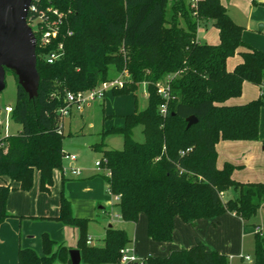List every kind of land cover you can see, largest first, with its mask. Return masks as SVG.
<instances>
[{"label":"trees","instance_id":"obj_1","mask_svg":"<svg viewBox=\"0 0 264 264\" xmlns=\"http://www.w3.org/2000/svg\"><path fill=\"white\" fill-rule=\"evenodd\" d=\"M264 6L263 3H259ZM39 10L48 7L62 14L57 34L47 45L35 33L37 93L29 98L17 83L11 120L19 129L6 137L0 150V223L12 217L6 209L11 191H29L38 176V189L49 193L54 173L61 174L59 211L49 219L76 229L75 248L86 264H120V250L131 243L122 228L108 226L102 244L87 243V219L73 215L64 194L63 133L59 109L67 92H86L127 72L115 95L132 94L135 109L122 116L120 127L111 126L102 135L119 133L121 149H95L103 157L99 175L107 192L118 196V216L136 222L143 214L147 236L154 242H171L174 220L195 222L216 219L224 213L238 216L245 227L257 224L264 202L263 182H240L232 178L239 167L216 165L220 140L253 141L262 138L260 111L264 96L244 104L226 102L242 94L244 82L259 88L264 82V51L242 39L243 27L228 14L220 0H39ZM169 6V10H168ZM51 20L57 16L46 12ZM35 13H28L29 16ZM209 21L218 30L219 42L208 44L196 38L200 23ZM62 49L52 63L47 55ZM239 54L233 70L229 57ZM168 83L171 98L164 115L156 84ZM144 84L146 105L139 109L136 94ZM196 122L187 127L186 118ZM141 126L144 141L133 139ZM233 189L225 200L220 193ZM22 217V216H21ZM41 253L19 246L17 264H70V248L43 232ZM253 262L264 264V231L253 234ZM144 264H229V258L208 249L200 240L189 248H172L166 256H147Z\"/></svg>","mask_w":264,"mask_h":264},{"label":"rangeland","instance_id":"obj_2","mask_svg":"<svg viewBox=\"0 0 264 264\" xmlns=\"http://www.w3.org/2000/svg\"><path fill=\"white\" fill-rule=\"evenodd\" d=\"M224 1L227 3V0ZM245 2H249L251 7L254 8L253 14H249L245 9L242 8V6L237 5L228 6L229 13L232 16L235 15L236 19H238L235 21H239L244 27L242 36L245 35V38L248 42L252 43V45L257 48L264 50V6L259 3L257 4L256 2H250V0H245ZM32 24L34 25L33 22ZM260 25H262L261 29L259 28ZM237 55L238 54L236 53L234 56ZM248 84L249 85H247V88L252 94L249 97H255L257 94L259 95L257 87L251 83ZM144 87L145 86L143 84L140 91L136 94V100L139 109L146 105V92ZM15 99V77L10 71H5L4 88L0 91V106L5 104L14 105ZM134 109L135 104L132 94L115 96L110 92V89H106L102 99H89L81 109L73 107L71 112L63 118L62 148L65 154H75L77 156L75 167L79 169L77 174L72 175L70 173V167H68V163L70 161L64 157V174L68 177H75L76 179L75 181L68 179V181H74L72 198L74 201H77H73L74 206L75 209L77 207L78 213L81 214L79 218L87 219L86 234L87 238L90 239V244H102V237L104 236V230L108 226V223H112L115 227L120 226L118 222L120 220L116 219L117 208L114 206L116 200L114 198V201L112 196L105 189V181L99 175L100 169L95 165V162L101 161L103 157L102 153L95 149V145L103 141L107 149H121L123 145V138L121 134L111 133L103 136L102 132L111 126H119V121L121 122L122 116L133 112ZM18 129V124L11 123L9 127L10 132L15 133ZM133 139L138 142L144 141V135L141 131V126L134 128ZM253 141L259 143V145L255 148V152L253 153L255 160L251 165L248 164L241 167L238 173H236V177L237 179H244V181H260L264 183V150H262L264 147V135L261 139ZM85 177H87V181H80ZM36 178L37 173H35L34 180ZM233 195V189H229L227 192H224L222 199L225 200L226 198L232 197ZM99 206H103V208L100 209ZM256 217V220H263L264 213L261 210H258ZM20 220L22 222L26 220L25 222L27 223H25L22 228L21 226L17 228V243L19 241V235H23V229L33 232V230L36 228V224L41 222L40 220L27 217H22ZM57 224L60 223L57 222ZM126 230L128 231L129 235L133 233V228H126ZM136 230L138 232V236L136 245L135 247L133 246V253L135 256H138L136 250L143 252L144 248H147V241H150L155 245H157V242L152 241L147 236L146 219L143 214L138 216L136 221ZM35 239L31 240L34 241ZM244 239L245 246L242 252L243 258L237 262L238 264H251L253 262V234L251 232L247 233ZM16 246L9 247L5 245L3 248L0 247V264H17L18 249ZM130 246H132L131 243L126 247ZM37 249V252L41 253V245L40 247L38 246ZM158 252L160 251L158 250ZM148 255H152V253L146 254L144 258ZM244 256H248V259H245ZM138 257V260L142 259V257ZM55 264L61 263L56 262ZM80 264L86 263L82 262Z\"/></svg>","mask_w":264,"mask_h":264},{"label":"crops","instance_id":"obj_3","mask_svg":"<svg viewBox=\"0 0 264 264\" xmlns=\"http://www.w3.org/2000/svg\"><path fill=\"white\" fill-rule=\"evenodd\" d=\"M220 1L226 7V10L229 16L234 21L238 19H236L235 15L232 16L229 13L228 6H231V5L242 6V8L245 9L249 14L254 13V8L251 7V4L249 2L246 3L245 0H227V3L224 0H220ZM250 2L255 3L253 0H250ZM236 23L242 26V24L239 21ZM196 38L197 40L201 42H206L208 44H217L219 42L218 30L211 24V22L209 21L202 22L197 28ZM242 39L246 43L255 47L254 45H252V43L246 40L245 35L242 36ZM255 48L259 49L257 47ZM261 51H264V50H261ZM240 61H241V57L239 56V54L237 56L229 57L226 61L227 70L229 71L233 70L235 65L238 64ZM247 85H249L248 82H244L242 86V94L239 97L229 99L226 103L229 105H240L252 99L257 98L258 94L255 97H249L252 94L248 90ZM257 90H258V87H257ZM258 93H259V90H258ZM121 123H123L122 120L121 122L119 121L120 125L117 127H120ZM259 126H260V132L263 136L264 135V108H262L260 111V125ZM258 145L259 143L255 141L220 140L216 144V152H217L216 165L217 167L221 168L225 162H229L233 165L239 166L233 171L232 178L240 182H254V181H249V180L244 181V179H237L236 173H238L241 167L248 165V164L251 165L254 162L255 159H254L253 153L255 152V148ZM262 150H264V147L262 148ZM76 160H77V156H76V159L73 161L69 159L70 162L68 163V167L70 168L72 166L75 167ZM58 175H59V178H58ZM63 175L65 178H67V181L64 183L65 196L71 203L73 215L76 217H79L81 216V214L78 213L77 207L75 209V206H74V202H77V201H74L72 198L73 184H74L73 182L76 179L75 177H68L65 174ZM54 176H55V180H54L53 185L50 188L49 193H43L39 191L38 176L34 181L33 187L29 191L15 190L9 193L7 201H6V209L8 213L12 215V217H8L7 219H5V221L0 223V247L1 248H3L5 245L9 247L10 246L13 247L17 245L16 246L17 249L19 246L30 247L37 252L38 246L40 247L41 245L40 236L43 232H47L53 239H55L58 242H62L64 245L68 246L69 248H75L76 239H77L76 229L70 226L63 225L61 223L57 224V221L49 220V219L40 220L41 222L36 224V228L33 230L34 233L31 232L30 230L23 229L22 231L23 235L22 236L19 235V241L18 243L16 242V237H18L17 228L20 226L22 228V226L25 223H27L25 222L26 220L22 222L20 218L21 219L22 217L30 218V216L55 217L58 215L59 192L61 188V178L62 177L59 172H55ZM87 177H85L84 179H81L80 181H83V182H85V180L87 181ZM68 179H72L74 181L69 182ZM255 182H258V181H255ZM105 189H106V183H105ZM99 208L102 209L103 206H99ZM116 219L120 220L118 221L120 226L117 228L124 229L127 232V234H128V231L126 230V228H133V233L131 235L128 234V236L131 239L132 246L135 247L136 242H137V236H138V232L136 230V222L123 221L118 216V212H117ZM31 223H35V222H31ZM108 226H113V224L108 223ZM249 232L253 234L251 227H245L242 220L238 216L234 215L233 213H229V212L224 213L223 215H221L220 217L216 219H198L193 223L184 222L179 218H175L173 237H172L171 242L166 243V244L157 243V245H155L152 242L147 241L146 242L147 248H144L143 252L139 250H136V252L138 256L142 257V259L148 253H152V255H148V256H166L168 255L170 249L172 248H189V247L194 246L197 240H200L208 249L216 250L228 256L229 264H238L237 261L242 260V258H240V255L243 256L242 252L245 246L244 238ZM104 233H105V230H104ZM31 239H35V240L33 241ZM158 250L160 252H158ZM82 262L83 261L81 260L80 263Z\"/></svg>","mask_w":264,"mask_h":264},{"label":"built area","instance_id":"obj_4","mask_svg":"<svg viewBox=\"0 0 264 264\" xmlns=\"http://www.w3.org/2000/svg\"><path fill=\"white\" fill-rule=\"evenodd\" d=\"M39 0H30V3L27 8V16L26 21L28 18V13H35V16H29V22L27 23L30 25L32 32L35 36V33L39 34V43L42 45H47L51 42V40L57 34V24L60 21L62 14L58 13L56 10L48 7L46 11L39 10L37 6V2ZM256 3H263L264 0H253ZM192 6H195V0H192ZM46 12H51L57 16V20L49 19V16ZM34 23V25L32 24ZM33 25V26H32ZM36 43V37H35ZM62 49V44L59 43L56 50L51 51L47 57L46 61L52 63L55 59L58 58L60 51ZM127 76V72L123 71L118 77L114 78L113 80L102 84L100 87L86 91V92H77L71 93L67 92L65 95V105L59 109V113L61 115V121L58 126V133H63V118L64 116L68 115L71 112L73 107L77 109H81L82 106L89 100V99H102L104 96V92L106 89H111L113 86H120L123 82V78ZM157 94L161 97L163 102L159 106V111L162 115L166 113L167 104L169 99L171 98L170 95V88L168 83L158 82L156 84ZM259 95L264 96V82L259 86ZM13 109V105L5 104L0 106V150H3L6 147L7 142L6 137H8L12 132L9 131V127L13 121L11 120V112ZM65 158L70 160H75L76 156L74 154H65ZM103 161V160H102ZM96 161L95 165L100 169L101 162ZM65 172V170H64ZM79 172L77 167L72 166L70 168V173L75 175ZM223 193H220V197H223ZM115 200H118V196H114ZM264 213V202L260 205L259 209ZM253 234L254 233H262L264 231V218L263 220H258L257 224L252 227ZM87 243H90V239H88ZM121 258L120 263H134L137 264H144L142 259L138 260L137 256L133 253V246L124 247L120 250ZM240 258L243 256L240 255ZM245 259H248V256H244Z\"/></svg>","mask_w":264,"mask_h":264},{"label":"water","instance_id":"obj_5","mask_svg":"<svg viewBox=\"0 0 264 264\" xmlns=\"http://www.w3.org/2000/svg\"><path fill=\"white\" fill-rule=\"evenodd\" d=\"M29 3L30 0H0V91L4 88L5 71L8 69L16 75L17 83L31 99L37 93L39 77L35 36L26 21ZM186 122L188 127L196 122V118L189 116ZM68 254L70 264H80L81 255L77 248H70Z\"/></svg>","mask_w":264,"mask_h":264}]
</instances>
